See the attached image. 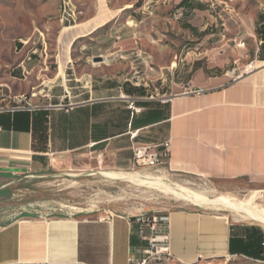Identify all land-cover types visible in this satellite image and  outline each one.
<instances>
[{
    "label": "crops",
    "instance_id": "0c3cea01",
    "mask_svg": "<svg viewBox=\"0 0 264 264\" xmlns=\"http://www.w3.org/2000/svg\"><path fill=\"white\" fill-rule=\"evenodd\" d=\"M135 2L97 0L90 17L62 20L52 51H19L0 85L17 99L0 112V172L41 174L64 161L130 168L135 146L169 139L170 175L264 185L260 36L240 48L241 36L210 30L197 0H155L184 17L176 34L183 41L161 44L165 33L143 29ZM167 216L170 263H264L263 225L192 211ZM146 233L128 215L15 219L0 227V264H130L149 254Z\"/></svg>",
    "mask_w": 264,
    "mask_h": 264
},
{
    "label": "rangeland",
    "instance_id": "374dc122",
    "mask_svg": "<svg viewBox=\"0 0 264 264\" xmlns=\"http://www.w3.org/2000/svg\"><path fill=\"white\" fill-rule=\"evenodd\" d=\"M135 1L134 7H143L141 17L145 19V24L148 23L143 29L150 30L152 27L153 30L165 33V37L159 39L161 44L166 43L176 47L183 41L176 34L184 17H179L175 12L173 15V10L163 5L157 9L155 0ZM64 2L70 15L66 19H63ZM96 2L97 0H0V85L9 80L11 68L20 50L46 48L52 51L57 46V39L63 26L62 20L68 23L66 20H71L75 14L78 15L77 21L90 17ZM99 2L103 7L104 0ZM196 5L197 9L209 12V17L206 18L212 19L208 27L213 33L225 32L241 36L242 43H238L240 48L250 49L252 44L255 46L259 41L257 35L253 33H256L258 16L264 13V0H197ZM169 13L172 14L167 21L164 18H167ZM161 16L164 18L161 19ZM156 22L157 26L156 24L153 26ZM71 24L74 25V22L72 21ZM110 26L107 24L104 29ZM64 45L69 43L65 42ZM92 163L94 165L71 166L70 162H58L41 174L0 172V227L20 218H52L73 214L149 217L177 211L224 217L229 224L252 223L245 220L243 214L237 216L229 210L218 211L210 206H199L194 204L190 196L176 195L163 187L109 179L102 174L105 171L131 174L135 172L141 176L162 177L161 183L170 188L176 189L178 185L194 192L205 193L204 196L209 199L228 196L245 200L256 195L254 204L264 208L262 184L249 183L245 180L219 182L199 177L173 176L166 172L165 165L156 168L140 166L133 170L131 167L119 169L105 164L97 170L96 168L99 167L97 161ZM92 171L95 175H89ZM161 264L178 263L161 262ZM193 264L264 263L237 257H222L204 259Z\"/></svg>",
    "mask_w": 264,
    "mask_h": 264
},
{
    "label": "built area",
    "instance_id": "2783aa9c",
    "mask_svg": "<svg viewBox=\"0 0 264 264\" xmlns=\"http://www.w3.org/2000/svg\"><path fill=\"white\" fill-rule=\"evenodd\" d=\"M70 16L67 13V4L63 5V19ZM184 92H191L187 87L184 88ZM17 101L16 97H11L10 94L0 91V112L7 110L8 104ZM132 108V104L130 105ZM169 147L170 140H166L159 145L154 144H141L134 148L133 158L131 160V169H136L140 166L148 168H156L160 165H166L169 160ZM137 219L142 224L147 225V233L144 235V239L148 243L149 254L137 262H130V264L136 263H158L172 261V256L167 246L166 225L168 222L167 215L160 216H145L139 215ZM262 254L264 256V242L262 244ZM237 257V256H233Z\"/></svg>",
    "mask_w": 264,
    "mask_h": 264
},
{
    "label": "bare ground",
    "instance_id": "6f19581e",
    "mask_svg": "<svg viewBox=\"0 0 264 264\" xmlns=\"http://www.w3.org/2000/svg\"><path fill=\"white\" fill-rule=\"evenodd\" d=\"M140 173V172H139ZM103 175L108 177L112 180H119V181H132V182H138L139 184H146V185H153L158 187H163L166 191H172L176 195L183 196L182 194H185L186 196H190L192 198V201L194 204L197 205H206L210 206L215 210H229L230 212L234 213L237 216H240L243 214V218L245 220H248L249 222H252L253 224H259L264 225V208L257 206V204H254L256 195L250 196L249 199L245 200H237L235 198H231L228 196H222L217 199H209L201 192H194L184 187H179L178 185L176 189L170 188V186H166L163 183H161L160 178L156 177H148V176H141L138 174L131 173H116V172H102ZM151 176V175H150ZM175 186V187H176ZM179 191L180 193H178ZM202 208V207H201ZM243 219V220H244ZM146 264V263H141Z\"/></svg>",
    "mask_w": 264,
    "mask_h": 264
},
{
    "label": "trees",
    "instance_id": "16d2710c",
    "mask_svg": "<svg viewBox=\"0 0 264 264\" xmlns=\"http://www.w3.org/2000/svg\"><path fill=\"white\" fill-rule=\"evenodd\" d=\"M258 23L260 24L259 27L256 29L257 34L260 36L261 40L263 41L264 44V13H261L258 16ZM252 262H258L255 260H249Z\"/></svg>",
    "mask_w": 264,
    "mask_h": 264
},
{
    "label": "water",
    "instance_id": "95a60500",
    "mask_svg": "<svg viewBox=\"0 0 264 264\" xmlns=\"http://www.w3.org/2000/svg\"><path fill=\"white\" fill-rule=\"evenodd\" d=\"M100 61H101V59L96 60V62H100Z\"/></svg>",
    "mask_w": 264,
    "mask_h": 264
}]
</instances>
